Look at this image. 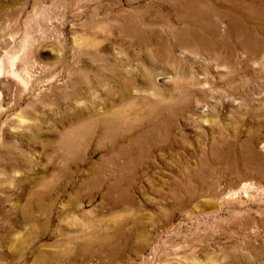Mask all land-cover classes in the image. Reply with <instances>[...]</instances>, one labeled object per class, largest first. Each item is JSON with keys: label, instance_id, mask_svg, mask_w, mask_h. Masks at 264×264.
Instances as JSON below:
<instances>
[{"label": "rangeland", "instance_id": "1", "mask_svg": "<svg viewBox=\"0 0 264 264\" xmlns=\"http://www.w3.org/2000/svg\"><path fill=\"white\" fill-rule=\"evenodd\" d=\"M0 264H264V0H0Z\"/></svg>", "mask_w": 264, "mask_h": 264}]
</instances>
